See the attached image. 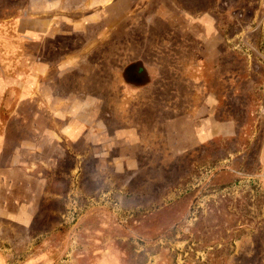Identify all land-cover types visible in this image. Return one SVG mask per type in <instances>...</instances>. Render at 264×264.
Instances as JSON below:
<instances>
[{
  "label": "rangeland",
  "instance_id": "rangeland-1",
  "mask_svg": "<svg viewBox=\"0 0 264 264\" xmlns=\"http://www.w3.org/2000/svg\"><path fill=\"white\" fill-rule=\"evenodd\" d=\"M19 1L30 8L0 0V65L11 45L25 48L9 19ZM135 15L112 38V65L158 57L190 107L212 97L209 140L174 154L148 141L123 173L84 164L73 193L43 203L31 227L0 221V264H264V0H154Z\"/></svg>",
  "mask_w": 264,
  "mask_h": 264
},
{
  "label": "crops",
  "instance_id": "crops-1",
  "mask_svg": "<svg viewBox=\"0 0 264 264\" xmlns=\"http://www.w3.org/2000/svg\"><path fill=\"white\" fill-rule=\"evenodd\" d=\"M23 3L9 19L25 48L11 45L12 62L0 65V221L31 227L43 203L73 193L84 164L123 173L141 162L148 141L165 143L169 154L207 143L212 97L195 95L199 103L190 107L171 68L167 76L157 70L158 57L149 65L141 58L112 65L108 57L112 38L126 36L127 22L154 0H136L124 14L128 0ZM102 67L114 75L91 77ZM180 83L191 87L187 77Z\"/></svg>",
  "mask_w": 264,
  "mask_h": 264
}]
</instances>
